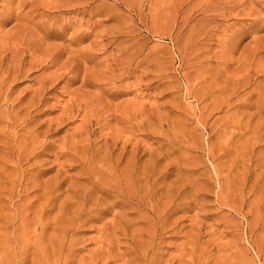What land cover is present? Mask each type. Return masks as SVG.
<instances>
[{"label": "rangeland", "instance_id": "374dc122", "mask_svg": "<svg viewBox=\"0 0 264 264\" xmlns=\"http://www.w3.org/2000/svg\"><path fill=\"white\" fill-rule=\"evenodd\" d=\"M1 60L0 264H264V0H0Z\"/></svg>", "mask_w": 264, "mask_h": 264}, {"label": "bare ground", "instance_id": "6f19581e", "mask_svg": "<svg viewBox=\"0 0 264 264\" xmlns=\"http://www.w3.org/2000/svg\"><path fill=\"white\" fill-rule=\"evenodd\" d=\"M20 8H21V7H20ZM2 16H3V15H2ZM17 17H18V16H17ZM27 17H28V16H27ZM8 19H9V18H8ZM2 23H3V22H2ZM38 26H39V25H38ZM43 30H44V29H43ZM43 30H42V31H43ZM44 32H45V31H44ZM46 34H47V33H46ZM38 35H39V34H38ZM40 36H41V35H40ZM45 41H46V40H45ZM43 43H45V42H43ZM5 45H6V44H5ZM42 45H43V44H42ZM44 45H45V44H44ZM10 46H11V45H10ZM46 47H47V46H46ZM15 48H16V47H15ZM49 49H50V48H49ZM54 50H55V49H54ZM18 51H19V50H18ZM10 52H11V51H10ZM6 57H7V56H6ZM10 60H11V59H10ZM34 61H36V60L34 59ZM15 62H16V61H15ZM18 62H19V61H18ZM38 62H39V61H38ZM13 63H14V61H13ZM16 63H17V62H16ZM17 64H18V63H17ZM17 64H16V65H17ZM22 64H23V63H22ZM20 65H21V63H19V65H17V66L14 67V71H13V73H14L13 78H14V79L17 78L18 74H20V73L22 72V70H21V68H20ZM11 66H12V65H11ZM7 67H8V66H7ZM12 68H13V67H12ZM65 68H66V67H65ZM0 69H2V60L0 61ZM7 69H8V68H7ZM32 69H33V68H32ZM11 75H12V74H11ZM6 76H7V75H6ZM1 78H2V77H1ZM10 78H11V77H10ZM6 79H7V78H6ZM4 80H5V79H4ZM4 80L1 79V88H0L1 90H4V88H6V87H5L6 84H5L4 82H6L7 80H6V81H4ZM9 80H10V79H9ZM17 80H18V79H17ZM7 84L9 85V83H7ZM41 88H42V87H41ZM9 89H10V88H9ZM1 90H0V91H1ZM5 90H6V89H5ZM7 90H8V89H7ZM7 90H6V91H7ZM41 90H42V89H41ZM36 91H37V90H36ZM38 92H39V91H38ZM38 92H37V93H38ZM40 96H41V95H40ZM40 96H39V97H40ZM37 98H38V96H37ZM37 98H36V99H37ZM39 99H40V98H39ZM32 101H33V100H32ZM33 102H34V101H33ZM33 102H32V103H33ZM37 102H38V101H37ZM33 104H34V103H33ZM33 104H31V106H32ZM20 106H21V105H20ZM29 106H30V105H29ZM36 106H37V105H36ZM14 108H15V107H14ZM33 108H34V107H33ZM18 110H19V109H18ZM30 110H31V107H30ZM30 110L27 109L26 111H24V112L26 113V114L24 115L25 117H27V116L30 115ZM15 113H17V111H16ZM15 113H14V114H15ZM6 115H7V114H6ZM9 115H11V112L9 113ZM16 115H17V114H16ZM4 117H5V116H4ZM4 117H3V119H4ZM7 118H8V116H7ZM7 118H6V119H7ZM11 118H12V117H11ZM237 118H238V117H237ZM10 120H11V119H10ZM9 124H10V123H9ZM28 126H29V125H28ZM31 126H32V125H31ZM32 127H33V126H32ZM34 128H35V127H34ZM31 129H33V128H31ZM25 130H28V129H25ZM85 131H86V130H85ZM37 132H38V131H37ZM27 133H28V132H27ZM34 134H35V133H34ZM88 134H89V133H88ZM5 135H6V133H5ZM11 135H12V134H11ZM28 135L30 136V134H28ZM8 136H9V135H8ZM0 137H1V136H0ZM9 137H10V136H9ZM9 137H8V138H9ZM30 137H31V136H30ZM4 138H5V137H4ZM11 138H12V137H11ZM1 139H2V138H1ZM67 139H68V138H67ZM28 140H29V139H28ZM28 140H27V141H28ZM46 140H47V139H46ZM81 140H82V139H81ZM30 141H31V145H30L31 148L28 147V149H26V150H24V151H22V152H27V153L32 152V151L36 150V149L38 148V146H40V144L42 145V144L44 143V142H40V137H38L37 134H35L34 136H32V137L30 138ZM52 141H53V140H52ZM55 141H57V140H55ZM55 141H54V142H55ZM68 142H69V141H68ZM85 142H86V141H85ZM45 143H47V144H51V143H48V142H45ZM45 143H44V145H45ZM63 143H64V142H63ZM75 143H76V142H75ZM75 143H73V144H75ZM24 144H27V143H24ZM65 144H66V143H65ZM10 145H11V144H10ZM10 145H9V146H10ZM0 146H1V145H0ZM26 146H27V145H26ZM28 146H29V145H28ZM48 146H49V145H48ZM57 146H58V145H57ZM64 146H65V145H64ZM68 146H69V145H68ZM68 146H67V147H68ZM71 146H72V144H71ZM11 147H12V146H10L9 148L11 149ZM42 147H43V145H42ZM75 147H76V146H75ZM2 148H3V147H2ZM4 148H5V147H4ZM4 148H3V149H4ZM7 148H8V147H7ZM7 148H5L3 151H5V150L8 151L9 149L7 150ZM43 148H44V147H43ZM45 148H46V147H45ZM68 148H69V151H70V147H68ZM77 148H78V147H77ZM0 149H1V148H0ZM73 149L75 150L76 148H73ZM73 149H72V150H73ZM19 150H20V149H19ZM37 150H38V149H37ZM39 150L42 152L41 149H39ZM76 150H77V149H76ZM3 151H2V155H3ZM20 151H21V150H20ZM20 151H19V152H20ZM90 151H91V150H90ZM57 152H58V151H57ZM71 152H72V151H71ZM71 152H70V153H71ZM73 152H74V151H73ZM93 152H94V151H93ZM96 152H97V151H95V156H97L96 159H98L99 157H98V155H96ZM33 153H34V152H33ZM33 153H32V154H33ZM67 153H68V152L66 151V154H67ZM70 153H69V155H70ZM110 153H111V152H110ZM110 153H109V154H110ZM9 154H10V153H9ZM9 154H8V155H9ZM19 154H20V153H19ZM50 154H51V153H50ZM61 154H63V152H62ZM75 154H77V153H75ZM81 154H82V153H81ZM92 154L94 155V153H92ZM2 155H1V156H2ZM5 155H6V154H5ZM28 155H29V154H28ZM30 155H31V154H30ZM56 155L59 156V154H56ZM83 155H86V153L83 154ZM12 156H13V155H12ZM36 156H37V155H36ZM38 156H39V154H38ZM72 156H73V154H72ZM95 156H94V157H95ZM117 156H118V155H117ZM119 156H121V155H119ZM8 157H10V156H8ZM8 157H4V156H3L2 159L4 160V158H8ZM26 157H28V156H25V159H27ZM30 157H31V156H30ZM33 157H34V156H33ZM42 157H43V156H42ZM61 157H62V156H61ZM67 157H68V156H67ZM67 157H65V159H66ZM73 157H75V156H73ZM81 157H82V156H81ZM83 157H84V156H83ZM86 157H87V156H86ZM94 157H93V158H92V157H89V158L94 159ZM111 157H113V156H111ZM111 157H108V158H111ZM0 158H1V157H0ZM28 158H29V157H28ZM69 158H70V156H69ZM89 158H88V159H89ZM117 158H118V157H117ZM117 158H116V160H117ZM2 159H1V160H2ZM29 159H30V158H29ZM84 159H85V158H84ZM88 159H87V161H88ZM92 159H91V160H92ZM102 159H103V158H102ZM120 159H121V158H120ZM14 160H15V159H14ZM37 160H38V159H37ZM37 160H36V161H37ZM41 160H42V159H41ZM74 160H75V158H74ZM74 160H73V158H72V159H71V163H72V161H74ZM98 160H101V158H99ZM105 160H106V157H105ZM105 160L103 159L102 161L104 162ZM107 160H108V159H107ZM66 161H67V160H66ZM79 161H80V159H79ZM92 161H94V160H92ZM109 161H110V159H109ZM130 161H131V160H130ZM5 162H6V161H5ZM5 162H4V163H5ZM14 162H15V161H14ZM54 162H55V161H54ZM68 162H69V161H68ZM77 162H78V158H77ZM81 162H82V160H81ZM81 162H80V163H81ZM84 162H85V161H84ZM89 162H90V160H89ZM94 162H95V161H94ZM99 162H100V161H99ZM113 162H114V161H113ZM2 163H3V162H2ZM16 163H17V162H16ZM40 163H41V161H40ZM42 163H43V162H42ZM75 163H76V162H75ZM90 163H91V162H90ZM109 163H111V161H110ZM121 163H122V162H121ZM131 163H132V162H131ZM14 164H15V163H14ZM32 164H33V163H32ZM81 164H82V163H81ZM84 164H85V163H83V166L86 165V164H85V165H84ZM99 164H100V163H99ZM99 164H97V165H99ZM101 164H102V163H101ZM1 165H3V164H1ZM10 165H11V164H10ZM21 165H22V164H21ZM29 165H30V164H29ZM73 165H75L74 162H73ZM104 165H105V162H104ZM116 165H118V164H116ZM26 166H27V165H26ZM86 166H87V165H86ZM86 166H85V167H86ZM90 166H92V164H91ZM93 166H94V165H93ZM93 166H92V168H93ZM113 166H114V165H113ZM2 167H3V166H2ZM13 167H14V166H13ZM32 167H33V166H32ZM32 167H31V168H32ZM70 167H71V166H70ZM80 167H82V166H80ZM102 167H103V166H102ZM145 167H146V166H145ZM24 168H25V167H24ZM28 168H30V166H29ZM28 168H26V171H29V172H30V175H31L32 173H31V171H30ZM31 168H30V169H31ZM33 168H35V167H33ZM61 168H62V167H61ZM71 168H72V167H71ZM83 168H84V167H83ZM88 168H90V167H88ZM96 168L98 169V167H96ZM115 168H116V166H115ZM115 168H114V169H115ZM1 169H2V168H1ZM1 169H0V170H1ZM10 169H11V168H10ZM13 169H15V168H13ZM13 169H12V170H13ZM69 169H70V168H69ZM75 169H76V167H75ZM84 169H87V167L84 168ZM84 169H81V170L83 171ZM105 169H106V168H105ZM117 169L119 170V167H118ZM117 169H116V170H117ZM125 169H126V168H125ZM7 170H8V169H7ZM73 170H74V169H73ZM2 171H3V170H2ZM19 171H21V170L19 169ZM35 171H37V170L35 169ZM41 171H42V170H41ZM84 171H85V170H84ZM88 171H89V169H88ZM100 171H101V170H100ZM9 172H10V170H9ZM11 172H12V171H11ZM13 172H14V170H13ZM24 172H25V171H24ZM61 172H62V171H61ZM80 172H81V171H80ZM94 172H95V171H94ZM103 172H104V170H103ZM109 172H111V171H109ZM122 172H123V171H122ZM3 173H4V172H3ZM5 173H6V172H5ZM25 173H26V172H25ZM34 173H35V172H34ZM37 173H38V172H37ZM12 174H13V173H12ZM22 174H24V173L22 172ZM41 174H42V173H41ZM88 174H89V173H88ZM92 174H93V173H92ZM94 174H95V173H94ZM102 174H103V173H102ZM108 174H109V173H108ZM118 174H119V172H118ZM118 174H117V175H118ZM122 174H123V173H122ZM138 174H139V172H138ZM8 175H9V174H8ZM8 175H7V176H8ZM24 175H25V174H24ZM26 175H27V174H26ZM28 175H29V174H28ZM33 175H34V174H33ZM39 175H40V174H39ZM39 175L37 174V175H34V176H35V177L38 176V179H39V178H40ZM115 175H116V173L114 174V176H115ZM3 176H4V175H3ZM5 176H6V175H5ZM22 176H23V175H21V173H20L19 178H17L18 180H15V181L13 180V181H14L13 184L15 185V182H16V186H14V185L12 184L14 187H13L12 190L10 189L9 192H10L11 194L9 193V195H14V194L16 195L17 193H15V192H17L18 189H20V190L23 189V184L26 185V183H24L25 181H24V182H23V181L21 182V178H22ZM81 176L84 177V176H85V172H84V175L81 174ZM86 176H87V175H86ZM88 176H89V175H88ZM95 176L97 177V175H95ZM95 176H94L93 178H95ZM104 176H105V175H104ZM107 176H108V175H107ZM114 176H113V177H114ZM119 176H120V175H118L117 179L120 178ZM0 177H1V176H0ZM15 177H16V176H15ZM24 177H25V176H24ZM26 177H27V176H26ZM41 177H42V175H41ZM56 177H57V175H56ZM59 177H60V176H59ZM65 177H66V176H65ZM67 177H68V175H67ZM67 177H66V178H67ZM72 177H73V176H72ZM72 177H70V178H68V179L70 180ZM75 177H76V176H75ZM102 177H103V176H102ZM28 178H30V177H27L26 179H28ZM51 178H52V177H51ZM66 178H64V179H66ZM84 178H85V177H84ZM86 178H87V177H86ZM88 178H90V177H88ZM88 178H87V179H88ZM99 178H100V177H99ZM105 178H106L105 180L107 181V177H106V176H105ZM110 178L112 179V177H110ZM121 178H122V180H123V177H121ZM10 179H11V178H10ZM10 179H9V181H11ZM24 179H25V178H24ZM24 179H23V180H24ZM26 179H25V180H26ZM31 179H33V183H34V182H35V181H34L35 178H31ZM38 179H37V180H38ZM57 179H59V178H57ZM81 179H82V178H81ZM95 179H96V178H95ZM100 179H101V178H100ZM102 179H103V178H102ZM115 179H116V178H115ZM117 179H116V180H117ZM35 180H36V179H35ZM37 180H36V183H37L40 179H39L38 181H37ZM43 180H44V179H43ZM43 180H42V181L40 180V181L43 183ZM51 180H52V179H51ZM51 180H50V181H51ZM78 180H79V179H78ZM92 180H93V179H92ZM92 180H91V181H92ZM103 180H104V179H103ZM108 180H110V179L108 178ZM124 180H125L126 183H129V182H131V183H136V182H132V181H134V179L132 180V178H131L130 175H125ZM124 180H123V181H124ZM28 181H29V179H28ZM28 181H26V182H28ZM44 181H45V180H44ZM50 181L46 180V182H44L43 185L46 186V184H47L48 182L50 183ZM52 181H53V180H52ZM60 181H61V178H60ZM89 181H90V180H87L88 183H89ZM100 181H101V180H100ZM110 181H111V180H110ZM110 181H109V182H110ZM123 181H122V182H123ZM153 181H154V180H153ZM31 182H32V180H31ZM41 182H39V183H41ZM71 182H73V181H71ZM103 182H104V181H102V183H103ZM111 182H112V181H111ZM115 182H116V181H115ZM120 182H121V181H120ZM120 182H119V185H120ZM6 183H7V182H6ZM28 183H29V182H28ZM45 183H46V184H45ZM49 183H48V184H49ZM59 183H60V182H59ZM77 183H78V182H77ZM81 183H82V182H81ZM105 183H106V182H105ZM0 184H1V183H0ZM9 184H10V183H9ZM29 184H32V183H29ZM29 184H28V185H29ZM60 184H61V183H60ZM63 184H64V183H63ZM69 184H70V183H69ZM73 184H74V182H73ZM73 184H71V185H69V186L72 187ZM75 184H76V183H75ZM90 184H92V183H90ZM90 184H89V185H90ZM95 184H96V183H95ZM145 184H146V183H145ZM145 184H144V185H145ZM10 185H11V184H10ZM12 185H11V186H12ZM34 185H35V186H38V187L41 186V185H36V184H34ZM43 185H42V186H43ZM49 185H50V184H49ZM49 185H47V187H50ZM51 185H52V182H51ZM56 185H57V184H56ZM78 185H79V184H78ZM105 185H106V184H105ZM32 186H33V185H32ZM42 186H41V187H42ZM61 186H63V185H61ZM61 186H59V188H60ZM92 186H95V185H92ZM97 186H98V185H97ZM99 186H100V185H99ZM101 186H102V185H101ZM103 186H104V184H103ZM107 186H109V184H107ZM107 186H106V187H107ZM110 186H111V185H110ZM132 186H133V185H132ZM8 187H9V186H8ZM25 187H26V188H24V189L22 190V191H23V192H22V193H23V196L26 195V192H27V191H28V192L30 191V192L27 194V195L30 196V198H29V196H27V195H26V196H27L28 198H27V197H23V198H27L28 200H31V202H32V199H31L32 197H31V195L34 194L33 192H35V191H33V190H36V187L32 188V187L30 186L32 189H31L29 186H28L29 188H27V186H25ZM38 187H37V189H41V188H38ZM47 187H46V189H47ZM54 187H55V186H54ZM74 187H75V185H74ZM80 187H81V185H80ZM82 187H83V186H82ZM111 187H113V186H111ZM76 188H77V187H76ZM83 188H84V187H83ZM60 189H61V188H60ZM70 189H71V188H70ZM73 189H74V188H73ZM85 189H86V188H85ZM85 189H84V190H85ZM87 189H88V188H87ZM87 189H86V191H87ZM91 189H92V188H91ZM106 189H107V188H106ZM111 189H112V191H113V188H111ZM114 189H116V188H114ZM62 190H63V187H62ZM71 190H72V189H71ZM82 190H83V189H82ZM84 190H83V191H84ZM101 190H102V189H101ZM5 191H6V190H5ZM32 191H33V192H32ZM37 191H39V190H37ZM50 191H51V188H50ZM55 191H56V190H55ZM69 191H70V190H69ZM69 191H68V193H69ZM73 191H74V190H73ZM80 191H81V190H80ZM83 191H82V192H83ZM91 191H92V190H91ZM99 191H100V190H99ZM102 191H103V190H102ZM102 191H101V192H102ZM110 191H111V190H110ZM128 191H129V190H128ZM128 191H126V192H128ZM142 191H143V190H142ZM39 192H41V191H39ZM42 192H43V189H42ZM42 192H41V193H42ZM52 192H53V191H52ZM52 192H49V189H48V190H45V193H46V194H44V195H42V196H43V197L45 196V200L48 199V198H49L48 200H50V198H52L51 196H53V195L50 194V193H52ZM56 192H57V191H56ZM61 192H62V191H61ZM64 192H65V190H64ZM70 192H71V191H70ZM82 192H81V193H82ZM97 192H98V191H97ZM126 192H125V193H126ZM129 192H130V191H129ZM156 192H157V191H156ZM4 193H5V192H4ZM7 193H8V192H7ZM18 193H19V192H18ZM24 193H25V194H24ZM41 193H39V194H41ZM43 193H44V192H43ZM94 193H95V191H94ZM116 193H117V192H116ZM134 193H135V192H134ZM140 193H141V192H140ZM144 193H145V192H144ZM1 194H2V193H1ZM39 194H38V195H39ZM57 194H58V193H57ZM63 194H64V193H63ZM65 194H66V193H65ZM83 194H84V193H83ZM85 194H86V193H85ZM95 194H97V193H95ZM98 194H99V193H98ZM3 195H4V194H3ZM21 195H22V194H21ZM100 195H101V194H100ZM109 195H110V197H111L113 194H112V195L109 194ZM126 195H127V194H126ZM126 195H125V196H126ZM157 195H158V194H157ZM35 196H36V195H35ZM39 196H40V195H39ZM42 196H40V197H37V196H36V197L39 198V201H40V200L43 199V198H41ZM54 196H56V194H55ZM85 196H86V195H85ZM92 196H93V195H92ZM114 196H115L114 199L109 197L110 199H113L114 202H117L118 199H120V197H121L120 195H116V194H115ZM127 196H128V195H127ZM144 196H145V195H144ZM12 197L15 198L14 196H12ZM16 197H18V196L16 195ZM19 197H20V196H19ZM19 197H18V198H19ZM33 197H34V196H33ZM59 197H60V196H59ZM73 197H74V196H73ZM103 197H104V196H103ZM10 198H11V197H10ZM37 198H36V201H37ZM40 198H41V199H40ZM89 198H90V197H89ZM93 198H94V197H93ZM93 198H92V199H93ZM122 198H123V197H122ZM8 199H9V198H8ZM21 199H22V198H21ZM27 199H26V200H27ZM54 199H55V198H54ZM72 199H73V198H72ZM83 199H84V201H85L84 196H83ZM99 199H102V198L99 197ZM123 199H124V198H123ZM126 199H127V198H126ZM141 199H142V197H141ZM157 199H158V198H157ZM174 199H175V198H174ZM24 200H25V199H23L22 201H24ZM33 200H34V198H33ZM55 200H56V199H55ZM12 201H13V199H12ZM79 201H80V200H79ZM91 201H92V200L90 199V203H91ZM26 202H27V201H26ZM26 202H25V203H26ZM31 202H28V204L30 203L29 206H27V205H28V204H27V205H24V207L27 206V208L30 209V208L32 207V206L30 207ZM56 202H57V200H56L54 203H56ZM64 202H66V201H64ZM72 202H73V201H72ZM82 202H83V201H82ZM82 202H80V203L77 202V203H78L79 205H80V204L83 205L84 203H82ZM86 202H87V200H86ZM86 202H85V203H86ZM93 202H94V204H95V200H94ZM93 202H92L91 204H93ZM111 202H112V201H111ZM124 202H125V200H124ZM130 202H131V201H130ZM0 203H2V202H0ZM10 203H11V202H10ZM14 203H15V202H14ZM66 203H67V202H66ZM90 203H89V204H90ZM106 203H107V202H106ZM109 203H110V202H109ZM118 203H119V202H118ZM127 203H128V202H127ZM127 203H126V204H127ZM135 203H136V202H135ZM6 204H7V203H6ZM19 204H20V203H19ZM87 204H88V203H87ZM107 204H108V203H107ZM113 204H114V203H112L111 205H113ZM119 204H120V203H119ZM121 204H122V203H121ZM49 205H50V204H49ZM72 205H73V204H72ZM79 205H77V206L79 207ZM101 205H103V204L100 203V202H97V201H96L95 206L98 207V206H101ZM123 205H124V203H123ZM129 205H130V204H129ZM137 205H138V204H137ZM159 205H160V204H159ZM166 205H167V204H166ZM5 206H6V205H5ZM44 206H45V205H44ZM80 206H81V205H80ZM86 206H87V205H86ZM90 206H91V205H88V207H90ZM114 206H115V205H114ZM17 207L19 208V206H17ZM20 207H21V206H20ZM29 207H30V208H29ZM36 207H38V206H36ZM49 207H50V206H48V207L46 206L45 208H49ZM60 207H61V206H60ZM78 207L76 208V210L78 209ZM82 207H83V206H82ZM93 207H94V206H93ZM93 207H92V208L90 207V208H91V211H95V210H94L95 208H93ZM102 207H104V206H102ZM127 207H129V206H127ZM131 207H132V205H131ZM0 208H1V207H0ZM79 208H81V207H79ZM129 208H130V207H129ZM1 209H2V208H1ZM43 209H44V207H43ZM49 209H50V208H49ZM49 209H48V210H49ZM57 209H58V208H57ZM71 209H72V207H71ZM74 209H75V206H74ZM92 209H93V210H92ZM104 209H105V208H104ZM172 209H173V208H172ZM38 210H39V209H38ZM76 210H74V211H76ZM134 210H135V209H134ZM179 210H180V209H179ZM19 211H21V209H19ZM24 211H25V213H26V211H28V210L26 209V207H25ZM30 211H31V210H30ZM30 211H29V212H30ZM32 211H33V210H32ZM41 211H42V210H41ZM45 211H46V210H45ZM66 211H67V210H66ZM78 211H79V209H78ZM88 211L90 212V209H88ZM99 211H100V210H99ZM105 211H106V210H105ZM56 212H57V210H56ZM61 212H62V209H61ZM85 212H87V209H86V211H85V210H84V207H83V208H81L80 212H75L74 214H72V217H71V218H70V217H69V218H68V217H67V218L64 217L65 220H63V224L60 223V224H62V225L59 224V222L62 221L61 219H59V217H58V220H60V221H59V222H55V223H48V224L45 223V224H44V222L42 223V221H41L39 225H41V226L43 225V228H42L43 230H42V231H46L47 227H50L51 225H52V228H51V229H54V231L57 229V226H59V227L62 226V227H61V230H60L61 232H58V231H57L58 234L61 233V236H60V237L57 236V237L59 238V242H56L55 240H57V239H55V240H54V243H51V246H52V245H53V246H56V248H57V246H59L57 249H59V252L61 251L60 253H62L63 249L65 248V246H66V244H67V242H68L69 237H71V236H70V233L73 232V233L75 234L80 228H83V227H82L83 225H86V224H87V223H86L87 221H91V220H92L90 217H89V219H91V220H89V219L87 218L88 216H86V218H87L88 220L84 218V216L86 215ZM89 212H88V213H89ZM103 212H104V211H103ZM107 212H108V211H107ZM168 212H169V211H168ZM171 212H172V211H171ZM174 212H175V211H174ZM15 213H16V211H15ZM19 213H20V212H19ZM37 213H38V212H37ZM39 213H42V212H39ZM90 213H91V212H90ZM95 213H96V211H95ZM95 213H94V215H95ZM100 213H102V212H100ZM103 214H104V213H103ZM21 215H24V213H21ZM87 215H88V214H87ZM92 215H93V214H92ZM94 215H93V216H94ZM96 215H98V214L96 213ZM96 215H95L94 217H96ZM99 215H100V214H99ZM99 215H98V216H99ZM16 216H17V215H16ZM16 216H15V217H16ZM19 216H20V215H19ZM26 216H27V215H26ZM28 216H29V215H28ZM48 216H50V215H48ZM48 216H47V218H48ZM90 216H91V214H90ZM98 216H97V217H98ZM101 216H102V214H101ZM128 216H129V214H128ZM30 217H31V216H30ZM30 217H29V218H30ZM39 217H40V220H41V219H42V214H40ZM54 217H55V216H54ZM61 217H62V216H61ZM169 217H170V216H169ZM26 218L28 219V217H26ZM26 218H25V216H23V219H22V220H23V221H27ZM36 218H37V217H36ZM55 218H56V217H55ZM62 218H63V217H62ZM82 218H84V219L86 220V222H83L84 220L81 221ZM124 218H125V217H124ZM6 219H7V218H6ZM19 219H20V218H19ZM43 219H44V217H43ZM94 219H95V218H94ZM96 219H97V218H96ZM96 219H95V220H96ZM4 220H5V219H4ZM46 220H47V219H46ZM31 221H32V220H31ZM37 221H38V220H37ZM37 221H36V222H37ZM56 221H57V220H56ZM151 221H152V220H151ZM45 222H47V221H45ZM48 222H49V221H48ZM126 222H127V221H126ZM166 222H167V221H166ZM33 223H34V222H33ZM89 223H90V222H88V224H89ZM125 224H126V223H125ZM150 224H151V223H150ZM22 225H23V224H22ZM27 225H28V224H27ZM7 226H8V225H7ZM29 226H30V225H29ZM29 226H28V227H29ZM41 226H39V227H41ZM86 226H87V225H86ZM86 226H85V227H86ZM26 227H27V226H26ZM153 227H154V226H153ZM17 228H18V227H17ZM22 228H23V227H22ZM32 228H33V227H32ZM87 228H90V227H87ZM29 229H30V228H29ZM162 230H163V229H162ZM18 231H19V230H18ZM55 232H56V231H55ZM28 233H29V232H28ZM47 233H48V232H47ZM32 234H33V233H32ZM44 234H45V233H44ZM74 234H73V235H74ZM22 235H23V234H22ZM24 235H25V234H24ZM59 235H60V234H59ZM25 236H27V234H26ZM46 236H47V234H46ZM46 236H45V237H46ZM50 236H51V235H50ZM27 237H28V236H27ZM27 237H26V238H27ZM32 237H33V236H32ZM53 237H54V234H53ZM72 237H73V236H72ZM4 238H5V236H4ZM34 238H35V237H34ZM40 238H41V236H40ZM73 238H76V237H73ZM20 239H21V238H20ZM31 239H33V238H31ZM42 239H43V238H42ZM48 239H49V237H48ZM23 240H24V239H23ZM29 240H30V237H29ZM30 241L32 242V240H30ZM33 241H34V240H33ZM38 241H39V240H38ZM45 241H47V240H45ZM45 241H44V242H45ZM48 241H49V240H48ZM74 241H76V239H75ZM55 242H56V243H55ZM65 242H66V244H65ZM76 242H78V241H76ZM151 242H152V241H151ZM6 243H7V242H6ZM6 243H5V244H6ZM8 243H9V242H8ZM21 244H23V243L21 242ZM24 244L26 245V243H24ZM39 244L41 245V242H40V241H39ZM68 244H69V243H68ZM71 244H72V243H71ZM31 245H32V243H31ZM40 245H39V246H40ZM76 245H77V244H76ZM23 246H24V245H23ZM27 246H28V245H27ZM27 246H26V247H27ZM35 246H36V245H35ZM49 246H50V245H49ZM53 246H52L51 249H53ZM67 246H68V245H67ZM70 246H71V245H70ZM70 246H69V247H70ZM26 247H25V248H26ZM42 247H44V246H41V248H42ZM28 248H30V247H28ZM70 248H71V247H70ZM70 248H69V249H70ZM33 249H34V248H33ZM35 249H36V248H35ZM42 249H43V248H42ZM42 249H39V250L42 251ZM49 249H50V247H49ZM49 249H48V250H49ZM45 250H46V248H45ZM53 251L55 252V249H53ZM53 251H52V252H53ZM23 252H24V250H23ZM36 252H38V251L36 250ZM54 252H53V254H54ZM56 252H58V251L56 250ZM59 252H58V253H59ZM67 252H68V251H67ZM24 253L27 254V252H24ZM34 253H35V251H34ZM44 253H45V252H43V254H44ZM60 253H59V254H60ZM36 254H37V253H36ZM51 254H52V253H51ZM40 255H42V254H40ZM47 255H48V254H47ZM47 255H46V256H47ZM49 255H50V254H49ZM64 255H66V254H64ZM141 255H142V254H141ZM146 255H147V254H146ZM56 256H58V255H57V254H54L53 258H55ZM21 257H22V256H21ZM39 257H40V256H39ZM47 257H48V256H47ZM58 257H59V256H58ZM66 257H68V256H65L64 258H66ZM40 258H41V257H40ZM42 258H43V257H42ZM51 258H52V255H51ZM59 258H60V257H59ZM98 258H99V257H98ZM47 259H48V258H47ZM49 259H50V258H49ZM56 259H57V258H56ZM56 259H55V260H56ZM39 260H40V259H39ZM41 260H42V259H41ZM44 260H46V258H45ZM51 260H52V259H50V262H52ZM59 260H60V259H59ZM34 261H35V260H34ZM47 261H49V260H47ZM47 261H46V263H49V262H47ZM53 261H54V259H53ZM63 261L66 262L65 260H63ZM56 262H57V260H56ZM64 262H63V263H64ZM46 263L43 262V264H46ZM67 263H68V262H67ZM34 264H35V263H34ZM49 264H50V263H49ZM51 264H52V263H51ZM54 264H55V263H54ZM58 264H59V263H58Z\"/></svg>", "mask_w": 264, "mask_h": 264}]
</instances>
